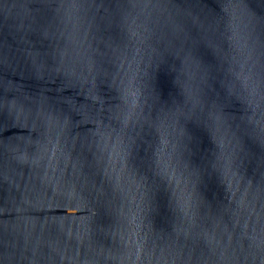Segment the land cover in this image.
Returning a JSON list of instances; mask_svg holds the SVG:
<instances>
[{
	"label": "water",
	"instance_id": "95a60500",
	"mask_svg": "<svg viewBox=\"0 0 264 264\" xmlns=\"http://www.w3.org/2000/svg\"><path fill=\"white\" fill-rule=\"evenodd\" d=\"M0 264H264V0H0Z\"/></svg>",
	"mask_w": 264,
	"mask_h": 264
}]
</instances>
